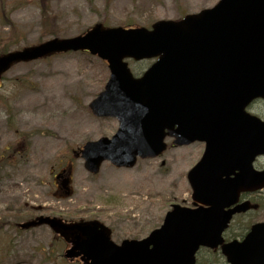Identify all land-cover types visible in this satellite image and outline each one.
Listing matches in <instances>:
<instances>
[{
  "label": "rangeland",
  "instance_id": "rangeland-1",
  "mask_svg": "<svg viewBox=\"0 0 264 264\" xmlns=\"http://www.w3.org/2000/svg\"><path fill=\"white\" fill-rule=\"evenodd\" d=\"M216 1L0 0V52L52 36L77 35L100 21L148 26ZM46 16L53 31L42 27ZM144 65L129 63L134 71ZM107 77L106 64L87 52L20 62L0 76V264H78L62 257L64 245L47 227L16 229L15 223L33 211L30 204L45 205V212L64 208L75 219H100L119 242L146 235L161 223L170 203L189 200L186 172L198 156L199 143L170 147L129 169L104 162L94 175L72 157L71 151L83 142L109 136L117 127L114 118L95 117L88 108ZM69 159L73 195L58 199L52 172ZM199 257L204 264H222L217 254L201 252Z\"/></svg>",
  "mask_w": 264,
  "mask_h": 264
},
{
  "label": "water",
  "instance_id": "water-1",
  "mask_svg": "<svg viewBox=\"0 0 264 264\" xmlns=\"http://www.w3.org/2000/svg\"><path fill=\"white\" fill-rule=\"evenodd\" d=\"M78 49H88L108 60L110 81L90 107L96 114H112L120 120V128L111 139L84 145L81 155L87 169L97 171L104 158L115 165H132L136 154H158L165 147L163 127L175 122V92L179 91L183 108L192 98L194 79L198 77L202 91L199 99L210 108V116L206 128L199 127L184 110L178 142L205 139L203 171L210 177H220V131L227 95L235 97L233 94L242 88L244 103L251 97L264 96V0H219L213 7L183 19L157 21L151 30L95 25L83 35L53 38L2 55L0 72L16 60ZM129 56L158 59L142 78L133 80L122 62ZM256 151H264L263 146ZM188 179L194 198L211 207L189 209L174 205L162 225L141 240H126L116 246L102 229L97 230L95 221L71 225L51 221V226L59 227L67 236L79 231L73 235L65 255H81L88 264H194L193 255L199 245L222 243L220 234L228 216L221 212L220 200L225 191L221 183L208 182L209 177L196 168L188 172ZM221 248L231 264H264V223L255 224L242 242L234 240Z\"/></svg>",
  "mask_w": 264,
  "mask_h": 264
},
{
  "label": "flooded vegetation",
  "instance_id": "flooded-vegetation-1",
  "mask_svg": "<svg viewBox=\"0 0 264 264\" xmlns=\"http://www.w3.org/2000/svg\"><path fill=\"white\" fill-rule=\"evenodd\" d=\"M263 105H260V104ZM247 110L250 113H253L255 115H259L260 118L262 117L264 119V100H254L251 103H249V105L247 106ZM253 168L255 170H260L264 168V156L262 157H257L254 159L253 161ZM56 190L59 194V188L57 187V185L55 184ZM248 200L249 201V205H251L252 207H254L255 205H257V207L252 211L253 214H255L258 211H263L264 212V189H261L257 192H244L241 191L239 193L238 196V202H242ZM43 208H41L42 210ZM40 210V209H38ZM243 213H237L235 216L236 218L238 217H242ZM42 225H46V224H42Z\"/></svg>",
  "mask_w": 264,
  "mask_h": 264
},
{
  "label": "trees",
  "instance_id": "trees-1",
  "mask_svg": "<svg viewBox=\"0 0 264 264\" xmlns=\"http://www.w3.org/2000/svg\"><path fill=\"white\" fill-rule=\"evenodd\" d=\"M41 11L43 12V8H42ZM126 25H130V24L127 23ZM42 27L44 29H48V30H51L52 29V31H53V23H52V21L50 20V18L48 16H46V17L43 18Z\"/></svg>",
  "mask_w": 264,
  "mask_h": 264
}]
</instances>
